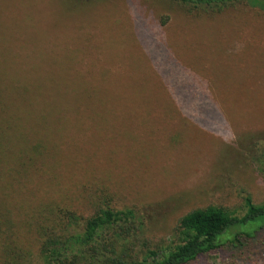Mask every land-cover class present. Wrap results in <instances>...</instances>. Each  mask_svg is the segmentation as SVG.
<instances>
[{
  "label": "rangeland",
  "instance_id": "rangeland-1",
  "mask_svg": "<svg viewBox=\"0 0 264 264\" xmlns=\"http://www.w3.org/2000/svg\"><path fill=\"white\" fill-rule=\"evenodd\" d=\"M190 18L169 0H0V80L38 106L18 99L21 124L52 146L80 114L38 200L107 190L152 244L194 209L264 204V11ZM192 264H264V233Z\"/></svg>",
  "mask_w": 264,
  "mask_h": 264
},
{
  "label": "trees",
  "instance_id": "trees-1",
  "mask_svg": "<svg viewBox=\"0 0 264 264\" xmlns=\"http://www.w3.org/2000/svg\"><path fill=\"white\" fill-rule=\"evenodd\" d=\"M169 1L191 20L250 6L264 11V0ZM20 87L0 80V264H192L225 246L239 250L264 233V204H254L249 196L243 198L242 216L212 206L186 213L167 244L142 240L140 212L115 208L107 190L98 188L96 193L104 194L89 206L38 200L43 180L50 188L60 186L48 174L66 148L61 147L64 131L77 126L80 114L65 115L61 141L50 146L49 138L21 124L18 99L22 108L38 106L34 97L29 104Z\"/></svg>",
  "mask_w": 264,
  "mask_h": 264
}]
</instances>
